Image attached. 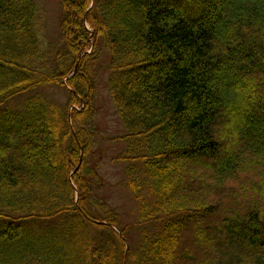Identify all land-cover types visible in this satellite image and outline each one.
<instances>
[{
    "label": "trees",
    "instance_id": "trees-1",
    "mask_svg": "<svg viewBox=\"0 0 264 264\" xmlns=\"http://www.w3.org/2000/svg\"><path fill=\"white\" fill-rule=\"evenodd\" d=\"M58 3L51 42L37 0H0V264H264V0ZM104 54L122 226L96 194Z\"/></svg>",
    "mask_w": 264,
    "mask_h": 264
},
{
    "label": "rangeland",
    "instance_id": "rangeland-1",
    "mask_svg": "<svg viewBox=\"0 0 264 264\" xmlns=\"http://www.w3.org/2000/svg\"><path fill=\"white\" fill-rule=\"evenodd\" d=\"M37 3L45 36L49 41L56 42L59 37L60 12L58 0H37ZM192 17L195 18L197 16ZM107 65V54H104L95 66L97 93L93 99L92 108L93 110L95 109L93 124L96 127V135L92 150L96 157L93 162L96 164L98 162L101 165V167L99 165L98 169L103 178L102 188L96 194L98 197H105L110 204L117 207L121 214L120 225L122 226L133 221L134 202L130 195L118 186L119 181L122 179L121 166L111 162L112 157L123 148L124 143L118 137L124 135L125 129L115 112L106 86L108 77ZM42 89L47 98L60 104L66 102L68 94L63 87L48 86ZM30 94L31 91L27 94L18 95L10 100L7 105L12 108L18 107L26 96ZM75 107L80 108L79 106ZM135 241L136 232L131 230L130 242L133 244Z\"/></svg>",
    "mask_w": 264,
    "mask_h": 264
}]
</instances>
